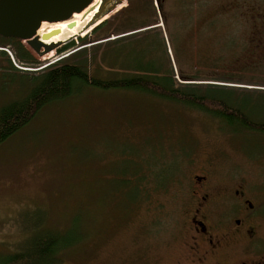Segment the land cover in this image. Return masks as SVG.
<instances>
[{"label": "rangeland", "instance_id": "374dc122", "mask_svg": "<svg viewBox=\"0 0 264 264\" xmlns=\"http://www.w3.org/2000/svg\"><path fill=\"white\" fill-rule=\"evenodd\" d=\"M231 1L244 6L245 12L255 5L258 13L264 11L263 0H167L164 4L154 0L155 14L149 3L142 1L138 3L143 8L140 15L136 2L124 0L96 29L100 28V36L116 28L145 31L149 19L153 25L148 28L165 35L175 72L178 62L174 49L179 47L183 51L182 64L209 80L197 84L226 89L223 94L228 102L236 99L245 114L262 123L264 62L251 41L249 24L237 18L233 23L221 14ZM227 18L231 24L222 23ZM85 37L45 57L23 45L46 67L93 45L83 46L81 39ZM109 37L112 41L117 38L112 34ZM154 37L157 40L150 43L151 49L157 47L161 52L163 40L159 35ZM4 40L0 37V51L8 53L13 65L33 71L15 62ZM131 42H127L132 45L124 49L125 53L149 55L150 47L143 39ZM70 45L75 47L64 51ZM110 53L112 57L118 55L117 47ZM158 61L163 63V59ZM110 64H114L113 58ZM178 80L182 82L180 77ZM3 82L0 70V104L17 97L15 91H4ZM154 103L140 93L88 92L45 108L28 127L0 147L1 259L15 254L19 243L30 236L26 226L36 219L44 218L50 227L64 231L70 217L80 215L83 223L74 233L81 241L66 254L62 264H175L179 245L186 238L181 228L179 192L183 184L189 183L194 168L206 160L225 162L238 167L250 182L251 192L256 193V182L263 187V134H237L202 111ZM163 146L189 151L185 158H171L179 161L170 188L158 196L153 194L145 204L136 203L137 197L120 198L117 182L128 179L130 163L149 159L164 150ZM171 159L168 156L163 161ZM261 194L264 199L263 191ZM225 216L230 218L232 214L226 212Z\"/></svg>", "mask_w": 264, "mask_h": 264}, {"label": "trees", "instance_id": "16d2710c", "mask_svg": "<svg viewBox=\"0 0 264 264\" xmlns=\"http://www.w3.org/2000/svg\"><path fill=\"white\" fill-rule=\"evenodd\" d=\"M133 1L136 2L135 6L137 12H141L140 15H143V8L138 3L142 1L148 2L155 14L154 0ZM99 2L100 0L94 7ZM93 15H89L86 20L78 19L64 25L48 24L41 28L40 35L47 31L60 30V34L46 43H60L62 46L78 37H85L95 29L92 35L81 39L83 46L93 45L85 46L74 54L46 67L35 59L21 41L4 40L8 43L6 48L12 50L15 62L21 68H32L33 71L15 67L8 53L0 51L2 57V59L0 57V70L4 79V91L11 94L15 91L14 94L17 95L14 100L0 104V147L28 127L45 108L88 92L140 93L153 99L155 103L166 102L178 107L202 111L215 120L223 121L226 127L237 134L252 131L255 132L254 134L264 135V122L259 123L252 120L240 109L236 99L228 102L223 94V90L226 89L197 84L209 80L206 79L207 77L195 75L193 69H188L182 64L183 59L180 54L183 51L180 49H174L175 59L178 62V72H175L171 56L168 54L165 35L161 30L149 29L148 27L153 25L149 24V19L145 24L147 29L145 31L141 28L125 32L122 28H116L108 35L100 36V28H96L108 16L87 29ZM71 23H76L77 26L69 29L68 25ZM132 32L138 33L130 35ZM110 34L117 38L113 41L109 40ZM158 35L163 40L161 52L159 48L151 49L150 46V43H155L157 40L154 36ZM137 39H143L148 43L150 47L148 56L143 57L139 53H125L124 49H129L132 45L127 42L134 43ZM101 41L106 42L100 43ZM73 47L75 45H70L64 51ZM115 47L118 49V55L112 57L110 52ZM110 58H113L114 64H110ZM160 59H163V63L158 61ZM179 77L182 82L178 80ZM163 148L164 150L160 149V152L154 153L152 157H148L149 159L144 158L137 163H130L128 179H120L117 182L120 198L137 197L136 203L145 204L152 196L154 197L153 194L158 196L170 188L171 176L178 169L179 161L172 159L185 158L189 151L182 147L174 150L166 149L164 146ZM260 154L264 157V149ZM168 156L172 159L165 163L163 160H166ZM128 168L129 166L126 170ZM262 185L261 190L264 192V184ZM81 219L80 215L75 218L70 217L69 225L64 231L56 226L50 227L44 218L36 219L35 222L26 226V230L30 232L28 239L19 243L14 255L5 256V259L0 258L3 261L2 264H62L66 254L81 241V237H77V232L74 233L82 226L83 220L81 222Z\"/></svg>", "mask_w": 264, "mask_h": 264}, {"label": "flooded vegetation", "instance_id": "af4514ba", "mask_svg": "<svg viewBox=\"0 0 264 264\" xmlns=\"http://www.w3.org/2000/svg\"><path fill=\"white\" fill-rule=\"evenodd\" d=\"M156 1L164 4L166 0ZM221 14L233 23L237 18L249 24L251 41L264 62V11L258 13L255 5L245 12L244 6L231 1ZM229 19L222 23L231 24ZM239 172L237 166L212 160L193 169L189 183L179 192L186 238L179 245L175 264H264L261 184L256 182V193L251 192L250 182ZM226 212L232 216L226 217Z\"/></svg>", "mask_w": 264, "mask_h": 264}, {"label": "water", "instance_id": "95a60500", "mask_svg": "<svg viewBox=\"0 0 264 264\" xmlns=\"http://www.w3.org/2000/svg\"><path fill=\"white\" fill-rule=\"evenodd\" d=\"M95 2L96 0H0V37L21 41L40 57H45L62 47V44L46 43L61 31H47L40 35L39 31L44 23L68 22L75 14L89 10L83 17L86 20L89 15L94 14L88 29L124 4V0H100L97 7H92ZM76 26V23H71L68 28L74 29Z\"/></svg>", "mask_w": 264, "mask_h": 264}, {"label": "bare ground", "instance_id": "6f19581e", "mask_svg": "<svg viewBox=\"0 0 264 264\" xmlns=\"http://www.w3.org/2000/svg\"><path fill=\"white\" fill-rule=\"evenodd\" d=\"M97 2H98V0H96L95 4H96ZM95 4H94V5H95ZM94 5H93L92 7H94ZM88 11H89V10H86L85 12H83V13H81V14H75L74 17L72 18V20H70V21H68V22L55 23V24L44 23L43 26L48 25V24H50V25H64V24L69 23V22H71V21H75V20H78V19H83V16L86 15V13H87ZM43 26H42V27H43Z\"/></svg>", "mask_w": 264, "mask_h": 264}]
</instances>
